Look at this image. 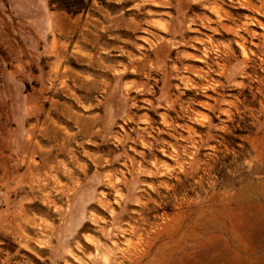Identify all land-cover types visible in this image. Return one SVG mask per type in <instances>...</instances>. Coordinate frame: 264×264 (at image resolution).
<instances>
[{
    "label": "rangeland",
    "instance_id": "rangeland-1",
    "mask_svg": "<svg viewBox=\"0 0 264 264\" xmlns=\"http://www.w3.org/2000/svg\"><path fill=\"white\" fill-rule=\"evenodd\" d=\"M0 264H264V0H0Z\"/></svg>",
    "mask_w": 264,
    "mask_h": 264
},
{
    "label": "trees",
    "instance_id": "trees-1",
    "mask_svg": "<svg viewBox=\"0 0 264 264\" xmlns=\"http://www.w3.org/2000/svg\"><path fill=\"white\" fill-rule=\"evenodd\" d=\"M67 1H71V0H67ZM65 9L70 10L69 6H63Z\"/></svg>",
    "mask_w": 264,
    "mask_h": 264
},
{
    "label": "bare ground",
    "instance_id": "bare-ground-1",
    "mask_svg": "<svg viewBox=\"0 0 264 264\" xmlns=\"http://www.w3.org/2000/svg\"><path fill=\"white\" fill-rule=\"evenodd\" d=\"M250 5V4H249ZM251 7V6H250ZM254 8V7H253ZM219 16V15H218Z\"/></svg>",
    "mask_w": 264,
    "mask_h": 264
}]
</instances>
